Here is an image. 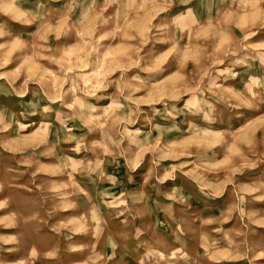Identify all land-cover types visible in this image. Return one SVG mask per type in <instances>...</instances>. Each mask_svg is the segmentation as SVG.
Returning <instances> with one entry per match:
<instances>
[{
    "label": "rangeland",
    "instance_id": "rangeland-1",
    "mask_svg": "<svg viewBox=\"0 0 264 264\" xmlns=\"http://www.w3.org/2000/svg\"><path fill=\"white\" fill-rule=\"evenodd\" d=\"M0 264H264V0H0Z\"/></svg>",
    "mask_w": 264,
    "mask_h": 264
}]
</instances>
